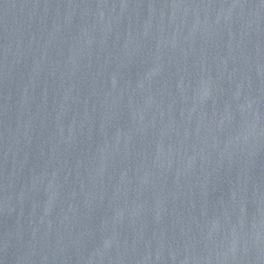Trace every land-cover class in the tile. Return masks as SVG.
<instances>
[{
  "label": "water",
  "instance_id": "95a60500",
  "mask_svg": "<svg viewBox=\"0 0 264 264\" xmlns=\"http://www.w3.org/2000/svg\"><path fill=\"white\" fill-rule=\"evenodd\" d=\"M0 264H264V0H0Z\"/></svg>",
  "mask_w": 264,
  "mask_h": 264
}]
</instances>
